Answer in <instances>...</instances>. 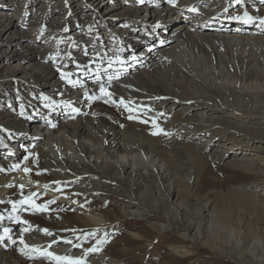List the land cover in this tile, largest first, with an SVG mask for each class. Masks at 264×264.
I'll return each instance as SVG.
<instances>
[{
    "label": "bare ground",
    "instance_id": "6f19581e",
    "mask_svg": "<svg viewBox=\"0 0 264 264\" xmlns=\"http://www.w3.org/2000/svg\"><path fill=\"white\" fill-rule=\"evenodd\" d=\"M74 1L0 0V236L8 240L0 241V264H67L47 252L128 264L105 244L85 250L103 227L109 234L132 219L125 237L139 243L176 233L170 258L197 262L208 249L234 264H264V0H234V16L247 12L253 23L210 22L232 0L92 1V9ZM17 14L29 31L16 26ZM159 27L166 39L149 42ZM101 85L115 103L89 99L102 95ZM221 169L249 180L220 179L214 189L209 181ZM30 193L47 211L20 204Z\"/></svg>",
    "mask_w": 264,
    "mask_h": 264
},
{
    "label": "rangeland",
    "instance_id": "374dc122",
    "mask_svg": "<svg viewBox=\"0 0 264 264\" xmlns=\"http://www.w3.org/2000/svg\"><path fill=\"white\" fill-rule=\"evenodd\" d=\"M9 0H5V3H8ZM92 1H94V5H97L98 3H101L99 5L104 4V1H107V3H114V4H125V6L129 7L130 5H128V1L127 3L124 0H75L74 3L76 5H78L79 7H82V9L86 8V9H92L93 6L92 4H90L89 2L92 3ZM23 2V1H22ZM103 2V3H102ZM118 2V3H117ZM56 4V2L54 3ZM53 4V6H54ZM147 4H149V2L147 0H144L143 2H141V6L145 7L147 6ZM10 5V4H9ZM26 7L27 4H24ZM11 6V5H10ZM38 6H40V3H38ZM118 6V5H117ZM119 8V7H118ZM10 9V7H9ZM225 9H227V11H225ZM235 7H234V0H232V2L230 4H225L224 6H222L220 12H217L218 14H216L214 12V15L210 16L211 21L210 22H214L216 23L217 21H220V17L221 20H223L225 18V16H230L233 17L234 16V11ZM224 13H223V12ZM15 11L11 8L10 12H8L9 14L7 16H14ZM222 13V14H221ZM17 18L16 20L14 19L15 23L17 24L16 26H18L19 24L25 22L24 18L22 17V14H17ZM175 16V17H174ZM214 16V17H213ZM215 16L217 17V19L215 18ZM182 18L179 17L177 18L176 14L173 13V17H171V22L173 23H177L178 24V20ZM219 18V19H218ZM21 27V26H18ZM22 30L24 31L23 33H25V31H29L31 29V24L30 21L25 22L22 25ZM161 27H159V30H155L153 36H149V40L147 38V40L149 42L153 41V37H157V38H162V39H166V35L165 32L163 33L160 29ZM32 31V30H31ZM168 39V38H167ZM144 41V40H143ZM170 42V40L168 39V41L165 43ZM147 43V42H146ZM113 44V43H112ZM141 44V42H140ZM138 45V44H135ZM111 47H109L110 49ZM112 50V49H110ZM5 56H9V53H6ZM11 59V62H15V61H19L20 58H11L12 56H9ZM29 58L32 60L31 55H29ZM62 54H59L58 59H62ZM1 60H5V57L1 58ZM31 62H34V60H32ZM28 63H30V61L26 60L25 61V65H27ZM132 65H128V66H124L122 71L124 73H129L132 70ZM30 69V66L29 68ZM57 102L55 103L56 107L59 109H63L64 108V103H62L61 101H54ZM35 108H37V106H33L31 105L28 109V111H32L34 113H37L43 117H46V110L45 109H38L35 110ZM54 112V111H53ZM51 113V112H50ZM52 117L53 114L51 113ZM33 124V123H32ZM51 132V130H50ZM33 133V135H41V132H37L31 129H28L26 131L27 136H33L31 135ZM12 146V145H10ZM9 146V147H10ZM218 175L217 179H210V186H212V188L214 189H219L221 187V182L220 179H229V178H233L235 182H244L245 180H249V177L245 176V175H239V176H229L230 173L224 169H221L220 171H217L216 176ZM233 175V174H232ZM248 183V182H247ZM202 193L204 191H201ZM215 199L217 200L220 208H224L226 206V203L223 201V199L219 196L216 195ZM128 221V220H126ZM138 220H130L127 223L119 221L115 224H113V226H110V233L108 234V238L107 241L104 243L106 245V249L109 250V252H113V254L116 257H120L122 259L125 260V262H127L128 264H234V262L229 258V257H222V258H216L213 257V253L212 251L208 250V249H204L206 254L203 255L197 262H193L190 261L188 259L182 258L179 254L175 255V259L174 258H170L169 254H170V250H171V244L172 242L175 241V238L180 239L175 232H167V234L165 235H161V236H156L154 239H147L145 241H143V243H139L133 239L127 238L125 237L127 236H131L130 232H129V225L133 226L137 225ZM148 224H144V225H138L140 227V229L146 227ZM109 228V227H108ZM107 227H103V233L107 232L106 230H108ZM124 237V239L118 244V246H116L114 240L118 237ZM6 238L4 239V241L6 242ZM149 240H151V243L149 242ZM8 241V240H7ZM15 243L13 242H8L7 245L9 246V249H15L18 244H19V240H14ZM111 242H114L113 244ZM111 243V247L109 246ZM180 244H183L181 242H179ZM16 255H19L20 253L15 252ZM166 261V262H165Z\"/></svg>",
    "mask_w": 264,
    "mask_h": 264
},
{
    "label": "snow or ice",
    "instance_id": "6c2138e0",
    "mask_svg": "<svg viewBox=\"0 0 264 264\" xmlns=\"http://www.w3.org/2000/svg\"><path fill=\"white\" fill-rule=\"evenodd\" d=\"M141 2H143V0H141ZM169 3L171 4H174L176 2V0H168ZM237 2H240V0H237ZM192 11H198V9L196 8H192L191 9ZM225 11H227V9H225ZM230 19H233V20H243L245 23H253L255 18L248 15L247 12L244 13L243 16H233V17H230ZM259 24L264 26V17H261L259 18ZM161 43H165V41H161ZM116 60L118 62H120L121 64L124 63L123 60L120 59L119 56L116 57ZM132 60H136V57L133 56L132 57ZM112 63H113V60L111 58H109L108 60V66L109 68L112 66ZM97 69H99V65H97ZM64 76L65 79H68V82L69 83H72V84H75V83H78L79 81H75V80H72L70 77H71V73H63L62 74ZM99 75H97V79H99ZM112 76L110 75L108 77V80L111 81L112 80ZM100 93L102 94L101 96H97V97H89V99H101L103 96H107L108 97V100L105 101V102H111V103H115L116 101L112 100V93L107 91V89L101 85L100 87ZM120 103L121 104H124V100L121 98L120 100ZM127 107V105H125ZM74 111H79V109H74ZM131 118V117H130ZM160 132H163V129H160L159 130ZM154 134H158V133H154ZM167 134V133H165ZM14 167H19V165H15ZM2 170V169H0ZM24 171L25 172H29L31 171L30 169L28 168H24ZM21 188L24 187V185H20ZM45 187H47V185H45ZM36 194L35 193H30L29 196L25 197L22 201H20V204L23 205L25 203L27 204H30L32 206V208L34 210H37V211H47V207L46 205H43V204H36L34 200H32V196H35ZM14 210H15V206H14ZM27 210V209H25ZM0 219H2V217H0ZM22 223H24L25 225H29V227H26L24 229L25 232L29 231L30 230V223L29 221L27 220H24L22 221ZM10 231V229H4V233L5 235L8 234V232ZM42 231H44L46 234L48 235H51V232H49L48 229H43ZM101 230L99 228L97 229H93L91 232H88V233H85L84 234V238L87 239L89 237H92V236H96ZM107 238H108V233L107 232H104L103 233V237L102 238H99L97 239L96 241V244L93 245V247L91 248H88L86 249L85 251L86 252H96V251H100V248L98 247V245H102L104 244L106 241H107ZM4 239V236H0V241H2ZM68 243H71V241H67ZM13 243H15V241H13ZM21 243L24 244V241H23V238H21ZM30 246L27 245V244H24V248L20 249L22 252H24V249L25 248H29ZM32 247V250L33 251H38L39 249L36 248V246H31ZM28 253L25 252V255H27ZM44 255H47L49 257H52L53 259H55L56 261H67V264H86V261L81 257V258H72V257H68V256H65V257H60V256H56L55 254L51 253V252H47V253H43Z\"/></svg>",
    "mask_w": 264,
    "mask_h": 264
}]
</instances>
